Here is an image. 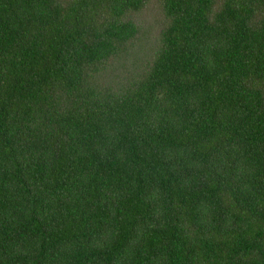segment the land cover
Masks as SVG:
<instances>
[{"label":"trees","instance_id":"1","mask_svg":"<svg viewBox=\"0 0 264 264\" xmlns=\"http://www.w3.org/2000/svg\"><path fill=\"white\" fill-rule=\"evenodd\" d=\"M0 264H264V0H0Z\"/></svg>","mask_w":264,"mask_h":264}]
</instances>
